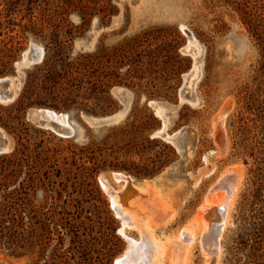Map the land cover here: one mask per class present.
Segmentation results:
<instances>
[{
    "label": "rangeland",
    "instance_id": "1",
    "mask_svg": "<svg viewBox=\"0 0 264 264\" xmlns=\"http://www.w3.org/2000/svg\"><path fill=\"white\" fill-rule=\"evenodd\" d=\"M5 79L0 264H116L128 242L102 182L125 196L128 176L175 211L159 238L196 229L191 264H264V0H0ZM46 108L72 135L40 123ZM228 172L241 181L211 262L198 237Z\"/></svg>",
    "mask_w": 264,
    "mask_h": 264
},
{
    "label": "bare ground",
    "instance_id": "2",
    "mask_svg": "<svg viewBox=\"0 0 264 264\" xmlns=\"http://www.w3.org/2000/svg\"><path fill=\"white\" fill-rule=\"evenodd\" d=\"M192 42L197 44L198 41L192 39ZM14 82L17 86L19 85L16 80L8 79L4 89L15 94ZM191 83V88H189L188 92L194 93V79ZM189 93H185L184 98L193 104H198L199 99L194 94L193 96ZM159 112L160 114L164 113L163 110ZM40 123L63 135H72L73 127L71 128L69 114L66 112H58L54 109L46 108L41 111ZM218 127L216 125L213 132L215 139L221 138ZM0 130L2 138L6 139L8 151L10 150V140L5 132L2 129ZM220 152L221 150L217 151V153ZM128 177L125 179L123 189L120 190L121 194L128 196L115 195L102 182L105 190L111 196L112 207L116 216L121 219L122 225L119 228V233L128 242L125 252L116 258V264H191V249L197 239L196 229L187 226L181 230L178 236L159 238L156 234L157 229L167 225L173 219L175 211L169 202L162 197L160 191L151 180H145L140 186H135ZM220 181L219 186L225 189L228 195H223V198L216 200L210 206L205 204L209 206L210 215L207 219L204 218L205 221L202 222L201 228L199 227L198 238L200 245H202L203 252L209 260L216 258L220 253V238L228 223L234 197L239 189L241 173L233 174L228 172ZM126 227L138 230L141 237L136 239L130 236L125 231Z\"/></svg>",
    "mask_w": 264,
    "mask_h": 264
},
{
    "label": "water",
    "instance_id": "3",
    "mask_svg": "<svg viewBox=\"0 0 264 264\" xmlns=\"http://www.w3.org/2000/svg\"><path fill=\"white\" fill-rule=\"evenodd\" d=\"M7 79L2 80L0 87H1V95H2V100L6 101V100H13L14 99V94L13 92H8L4 89L5 83H6ZM11 150V148H10ZM9 151V150H8ZM7 151V145H6V139L2 138L1 136V130H0V153H5L8 152Z\"/></svg>",
    "mask_w": 264,
    "mask_h": 264
},
{
    "label": "trees",
    "instance_id": "4",
    "mask_svg": "<svg viewBox=\"0 0 264 264\" xmlns=\"http://www.w3.org/2000/svg\"><path fill=\"white\" fill-rule=\"evenodd\" d=\"M250 22V21H249Z\"/></svg>",
    "mask_w": 264,
    "mask_h": 264
}]
</instances>
